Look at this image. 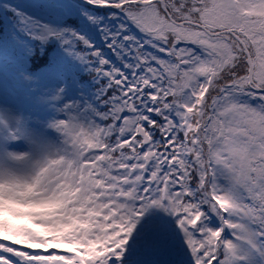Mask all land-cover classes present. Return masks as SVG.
I'll list each match as a JSON object with an SVG mask.
<instances>
[{
	"label": "snow or ice",
	"instance_id": "6c2138e0",
	"mask_svg": "<svg viewBox=\"0 0 264 264\" xmlns=\"http://www.w3.org/2000/svg\"><path fill=\"white\" fill-rule=\"evenodd\" d=\"M0 17V264H264V0Z\"/></svg>",
	"mask_w": 264,
	"mask_h": 264
},
{
	"label": "trees",
	"instance_id": "16d2710c",
	"mask_svg": "<svg viewBox=\"0 0 264 264\" xmlns=\"http://www.w3.org/2000/svg\"><path fill=\"white\" fill-rule=\"evenodd\" d=\"M2 22H3L2 17H0V23H2Z\"/></svg>",
	"mask_w": 264,
	"mask_h": 264
},
{
	"label": "rangeland",
	"instance_id": "374dc122",
	"mask_svg": "<svg viewBox=\"0 0 264 264\" xmlns=\"http://www.w3.org/2000/svg\"><path fill=\"white\" fill-rule=\"evenodd\" d=\"M14 2H20V0H14Z\"/></svg>",
	"mask_w": 264,
	"mask_h": 264
}]
</instances>
